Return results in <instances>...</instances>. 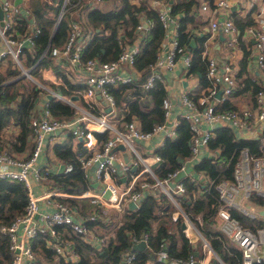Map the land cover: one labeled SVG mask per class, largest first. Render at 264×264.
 <instances>
[{
	"label": "trees",
	"instance_id": "trees-1",
	"mask_svg": "<svg viewBox=\"0 0 264 264\" xmlns=\"http://www.w3.org/2000/svg\"><path fill=\"white\" fill-rule=\"evenodd\" d=\"M170 5L171 12L179 21V45L189 50L191 39L195 45L190 50L191 64L186 71L197 78L198 84L188 89V96L194 100L205 92L211 85L207 75L208 58L204 54L205 41L209 32L197 35L196 27L208 23V16L201 13L203 1L212 3L213 0H164ZM64 0H26L25 8L28 15L16 18L13 28L8 32L20 33L31 31L30 20L33 17L40 27L34 36V44L24 45L19 58L23 64L30 67L32 77L21 75V68L11 53L0 57V151L11 154L29 155L34 148V128L31 118L38 112L41 96L47 93L42 85L50 86L65 95L78 94L79 102L90 105L82 95L85 84L78 81L68 68V57L52 54L53 46H61L68 38L71 20H76L81 28L80 37L84 41L81 52L82 60L92 57L100 59L115 58L122 49V44L138 40L139 49L136 52L135 68L140 74L129 82L110 84L109 91L115 97L117 123L129 120L133 116L139 118L143 130H150L164 122L165 114L162 106L163 98L168 95L165 79H157L153 86L145 88L143 82L152 71L161 43L165 39L166 29L159 14V5L153 0H69L61 19L57 18ZM73 11L75 14H73ZM238 31V41L244 49L240 68L235 72L237 83L232 91L224 98L217 100L214 107L218 111L240 109L244 105L253 106L256 92L264 89V78L247 73V61L251 54V41L243 39L247 27L256 28L258 21L250 13L242 15L236 10L231 14ZM142 22V27L138 24ZM146 22V24H145ZM256 25V26H255ZM1 40V39H0ZM53 68L58 81L47 79L42 70ZM36 78V79H35ZM48 105L54 115L61 119H72L77 114V108L66 99L54 95L48 99ZM106 138L107 132H98ZM192 129L190 121L180 116L174 136H166L163 143L155 151L161 155V161L155 166L158 176L162 177L170 171L181 167L184 160L192 155ZM75 137L68 132L63 139L48 144L49 149L58 161L64 164L72 163L73 170L52 171L48 181L55 186L72 192L91 187L85 177L80 157V142L75 143ZM208 146L219 149L217 156L200 155L192 162L191 170L203 172L219 181L232 178L236 159L240 148L248 146L251 151L262 154L260 137H238L235 128L228 124H216ZM183 158V161H181ZM186 190L178 195L185 212L193 219L203 235L210 241L213 248L222 257L225 264H242V250L228 234L218 225L217 208L219 193L214 185L206 180H194L189 175L181 177ZM64 198V197H63ZM260 198V197H259ZM87 210L80 201L88 198H64ZM261 201L264 199L260 198ZM28 202V191L24 183L18 179L0 177V225L10 224L14 218L25 211ZM81 202V203H82ZM175 206L165 192L148 193L138 207L127 205L121 212L109 213L108 218L101 214L89 223L100 226L107 239L98 247L88 242L79 233L71 232L74 249L78 253L77 260H66L57 255L54 248L47 244V234L38 233L32 239V246L37 253V259L43 264H125L127 253L134 252L132 264H146L149 260L154 264H168V259L159 258V250H167L169 256H187L190 253L201 258L202 239L198 237L196 245L190 240L182 227L183 216L173 217ZM231 212L248 226H254L259 218H251L238 209L230 207ZM148 233L147 246L144 249L133 250L134 237ZM57 256V257H56ZM59 257V258H58ZM13 253L9 246V236L0 230V264H12Z\"/></svg>",
	"mask_w": 264,
	"mask_h": 264
},
{
	"label": "built area",
	"instance_id": "built-area-1",
	"mask_svg": "<svg viewBox=\"0 0 264 264\" xmlns=\"http://www.w3.org/2000/svg\"><path fill=\"white\" fill-rule=\"evenodd\" d=\"M63 13L69 0H64ZM159 5V14L166 29L165 39L161 43L152 71L143 82L145 88L154 85L157 79H165L166 74L181 63L185 73L191 64L190 51L179 45L177 34L179 21L172 14L170 5L164 0H153ZM3 7L4 24H0V57L11 53L18 62L23 75L33 78L30 67L23 64L19 58L24 45L32 46L34 36L40 31L35 19L31 17V31L23 34L8 32L13 28L16 18L22 16L26 9L13 0H1ZM230 0H213L212 3L203 2L202 8L210 10V23L212 30H222L229 34V44L236 40L237 26L232 17L226 15L219 18L218 13L228 8ZM28 12V10H27ZM62 13V15H63ZM26 15V14H24ZM61 15V17H62ZM60 17V19H61ZM59 19V20H60ZM68 38L61 46H53L52 54L67 56L68 68H73L78 81L85 84L82 95L90 105L72 101L71 96L59 90L45 86L47 93L66 99L77 108V114L72 119H61L53 114L46 101H39L37 113L31 118L34 128V148L29 155L11 154L5 150L0 151V177H9L22 181L28 191V202L25 211L17 215L10 224L0 225V230L9 236V246L13 253L12 264H43L37 259L33 249L32 239L38 233L47 234V244L54 248L57 255L66 260H77L79 255L74 249V240L71 232L79 233L88 242L100 247L106 242L107 237L98 233L96 226L89 223L96 220L101 214L104 218L109 216V208L115 207L124 210L131 200L137 202L151 192L162 191L167 194L175 206L173 217L183 216L186 230L193 245L198 237L202 239L201 258L194 254L183 256H169L167 250H159V258L168 259V264H225L222 257L213 248L210 241L203 235L193 219L185 212L178 195L185 192L186 186L175 176L181 169L186 170L194 180L203 179L214 185L219 193L217 208L218 225L222 231L234 240L242 250V264H264V153L257 154L248 146L240 149V154L235 161L232 178H215L203 172H190L187 160L193 161L200 155L217 156L219 149L208 146L213 128L216 124L228 123L232 125L238 137H260L261 148L264 149V89L256 92L255 105H244L240 109L218 111L214 103L229 94L236 85L234 67L230 62H220L216 55L204 54L208 58L207 75L211 85L196 101L188 96L187 90L180 92L182 110L175 114L169 94L163 98L164 122L155 124L150 130H143L139 118L133 116L129 120H112L109 114L115 110V97L109 91L110 84L129 82L136 78L134 62L139 49L138 40L133 43H123L119 54L112 59L99 57L82 60L81 52L84 41L80 37L82 28L76 20H71ZM171 25L173 29L171 30ZM142 27V22L138 28ZM255 37L254 52L258 70L264 78V15L259 20L257 28L247 27ZM1 41L3 46H1ZM129 69V70H127ZM184 74V73H183ZM188 82L193 76H187ZM223 88L221 97H217L219 88ZM47 93L43 95L47 97ZM100 96L103 106L100 107L93 100ZM111 106V111L106 107ZM180 116L190 121L192 129L191 150L192 155L184 160L181 167L170 171L160 177L155 171V166L161 161V155L154 147H144L140 151L135 141H148L153 136L163 133L162 139L156 147L163 143L166 136L176 134V126ZM63 130L71 132L80 141V157L85 177L90 181L91 187L81 191L72 192L63 190L48 181V174L58 171L61 161H50L44 149L47 144L64 138ZM98 132H107L102 138ZM45 141H47L45 143ZM122 143L124 148L116 147ZM142 144V143H141ZM143 146V144H142ZM157 164L153 166V163ZM135 166V168H134ZM74 165L67 163L62 171L73 170ZM194 172L196 174H194ZM126 176L122 179V176ZM183 177V176H182ZM98 182V186L92 184ZM109 190V194H106ZM88 198L91 203L99 207L86 213L80 207L64 198ZM260 197V198H259ZM230 207L238 209L251 218H259L254 226L245 225L238 216L234 215ZM188 230L193 231L191 236ZM148 233L141 237H134V242L141 239L147 241ZM134 252L127 253L125 264H132Z\"/></svg>",
	"mask_w": 264,
	"mask_h": 264
},
{
	"label": "crops",
	"instance_id": "crops-1",
	"mask_svg": "<svg viewBox=\"0 0 264 264\" xmlns=\"http://www.w3.org/2000/svg\"><path fill=\"white\" fill-rule=\"evenodd\" d=\"M1 1V0H0ZM14 1V0H13ZM134 1H138V0H134ZM231 4L228 8L223 9L220 13H218L219 18H222L226 15L231 17V14L233 13L234 10H236L237 12H239L242 15L245 14H251L252 16L255 17V19L258 21L260 18L264 15V0H230ZM205 2V1H203ZM202 2V4H203ZM208 2V1H207ZM22 6L24 9L25 5H26V0H22L21 2ZM202 4H201V13L205 16L207 15L208 18H210V10H205L202 8ZM26 15L29 14V12H27V9L25 11ZM73 14H75V12L73 11ZM208 23L203 24L202 27H196L195 28V32L197 33V35H203L205 32H209V35L205 41L206 44V50L207 53L209 55H216L218 57V60L221 62H230L232 64V66L234 67V72L237 71L240 68V62L241 59L244 56V49L241 46L240 42L238 41V29L236 31V40L232 43L229 44L228 39L230 37L229 34H226L224 32H222V30H212L211 29V23H210V19H208ZM256 26V25H255ZM257 27V26H256ZM173 29V25H171V30ZM225 36V37H223ZM254 36L251 34V31L248 29H246L243 33V39L245 41H251L252 45L249 46L248 48H251V54L248 57V61H247V73L253 76H258L260 75V72L258 70V66H257V61H256V54L254 52ZM185 66L181 63L177 64L173 70H170L167 74H166V83H167V89H168V94L172 100V108L174 110L175 114H179L180 111L182 110V104L180 101V92H182V90L184 89H192L194 87L197 86L198 81L197 78L195 76H193L191 78V80L188 82L187 81V86H184V74L186 75L185 71ZM129 70V69H127ZM69 71L72 73H74V76L76 74L74 69H69ZM43 72V76L47 79L50 80H54V81H58V77L56 75V73L54 72L53 68L51 67H46L42 70ZM72 73V74H73ZM184 73V74H183ZM140 71L138 72L137 70H135V74L134 75H139ZM28 76V75H27ZM261 76V75H260ZM236 83H237V78H236ZM176 91L177 95L175 96V98L172 97V94ZM48 97L46 96H41V101H46ZM98 104L100 105V101H98ZM108 107V106H107ZM110 112V111H108ZM116 109L110 113L109 115H114V117L116 118L117 113ZM163 137V133H159L155 136H153L150 140L148 141H140V143L143 144V148L147 147V148H156V145L158 144V142L160 141V139H162ZM52 145V144H51ZM48 146V144H47ZM46 146V147H47ZM45 147V149H46ZM44 149V151H45ZM51 149V148H50ZM54 160L58 161L57 157L54 156ZM194 161V160H193ZM190 160H187L188 164H189V168H191L192 162ZM194 174H196L194 172ZM93 181L92 184L94 185ZM94 186H98V184L94 185ZM96 229L98 232L102 233V228L100 226H96ZM106 236V235H104ZM146 264H154L153 261L149 260Z\"/></svg>",
	"mask_w": 264,
	"mask_h": 264
},
{
	"label": "water",
	"instance_id": "water-1",
	"mask_svg": "<svg viewBox=\"0 0 264 264\" xmlns=\"http://www.w3.org/2000/svg\"><path fill=\"white\" fill-rule=\"evenodd\" d=\"M14 2L17 3V4H19V3L21 4L22 0H14ZM64 2H65V1H64ZM63 5H64V3H63ZM63 5H62V8H61L60 13H59V15H58L57 23H58V21H59L61 15H62V13H63ZM3 17H4L3 7H2V5L0 4V24H1V25L4 24V19H3ZM145 24H146V22H145ZM223 37H225V36H223ZM254 40H255V39H254ZM195 43H196V42H195V39L192 38V39H191V43H190V47H189V51L191 50L192 46L195 45ZM21 75H23V74H21ZM184 86H187V80H184ZM222 91H223V88H222V87L219 88V90H218V92H217V97H218V98L221 96ZM53 96H54L53 93H51V92H48V93H47V97H48V99L52 98ZM76 99H79V95H78V94H72V95H71V100L74 102V100H76ZM106 111H111V106L106 107ZM116 147L124 148V145H123L122 143H119V144H117ZM181 161H183V158H181ZM156 164H157V161H155V162L153 163V166H155ZM64 165H65V164H64L63 162L60 163V165H59V171H62V170H63ZM134 168H135V166H134ZM185 173H186V170L181 169V170L178 172V174L175 176V179H177V180L180 179L182 176L185 175ZM125 178H126V176L123 175V176H122V179H125ZM96 184H98L97 181L94 182V185H96ZM106 194H109V190H107ZM129 205L132 206V207H137V202H135L134 200H131V201L129 202ZM261 211L264 212V209H261ZM182 227H183V228L186 227V224H185V221H184V220L182 221ZM147 244H148V243H147L146 239H141V240H139V241H137V242H135V243L133 244L132 249H133V250L144 249V248L147 246Z\"/></svg>",
	"mask_w": 264,
	"mask_h": 264
},
{
	"label": "rangeland",
	"instance_id": "rangeland-1",
	"mask_svg": "<svg viewBox=\"0 0 264 264\" xmlns=\"http://www.w3.org/2000/svg\"><path fill=\"white\" fill-rule=\"evenodd\" d=\"M1 46L2 47H4L3 46V42L1 41ZM27 76V75H26ZM190 76H194V75H189V77ZM191 78V77H190ZM36 79V78H35ZM177 95V93H176V91L172 94V97L173 98H175V96ZM94 102H96L97 104H98V101H100V107H102L103 106V102H102V99L101 98H96V99H94L93 100ZM117 114H119V109L117 110ZM109 118L110 119H112V120H115V117H114V115H109ZM67 134V130H63V135L65 136ZM75 137V136H74ZM76 138V137H75ZM77 139V138H76ZM75 139V143H77L78 141ZM47 141H45V143H46ZM135 145H136V147L140 150V151H143V146H142V144L140 143V141H135ZM49 154H50V158L52 159V160H54V155H53V153H52V151L49 149ZM190 172H192V170L190 169ZM82 201H80V204L82 205V206H84L87 210H93V209H96V208H98L99 206L97 205V204H94V203H91L89 200H84L82 203H81ZM114 212H121V210H118L117 208H115V207H110L109 208V213L111 214V213H114ZM112 215V214H111ZM182 221H183V219H182ZM218 223H219V221H218ZM188 233H189V235H191V236H193L194 235V230L193 231H191V230H188ZM57 257V256H56ZM59 258V257H58Z\"/></svg>",
	"mask_w": 264,
	"mask_h": 264
},
{
	"label": "clouds",
	"instance_id": "clouds-1",
	"mask_svg": "<svg viewBox=\"0 0 264 264\" xmlns=\"http://www.w3.org/2000/svg\"><path fill=\"white\" fill-rule=\"evenodd\" d=\"M19 5H22V4L19 3ZM258 25H259V24H258ZM257 27H258V26H257ZM257 27H256V28H257ZM254 29H255V28H254ZM254 39H255V38H254ZM254 42H255V40H254ZM188 51H189V50H188ZM235 72H236V71H235ZM189 75H190V74H189ZM189 75H188V76H189ZM260 75H261V74H260ZM261 77H262V76H261ZM235 78H236V77H235ZM165 80H166V78H165ZM185 80H187V78H185ZM187 81H188V80H187ZM166 86H167V83H166ZM187 90H188V89H187ZM97 97L100 98V96H97ZM220 97H221V96H220ZM220 97H219V98H220ZM79 98H80V96H79ZM47 99H48V98H47ZM78 100H79V99H76V100H74V101L79 102ZM79 103H80V102H79ZM81 104H82V103H81ZM79 142H80V141H79Z\"/></svg>",
	"mask_w": 264,
	"mask_h": 264
}]
</instances>
